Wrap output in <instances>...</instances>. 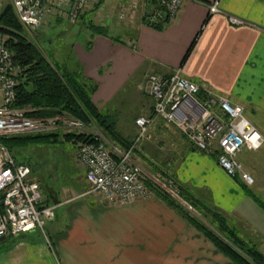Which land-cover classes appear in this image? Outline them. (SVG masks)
Listing matches in <instances>:
<instances>
[{
	"label": "crops",
	"instance_id": "obj_1",
	"mask_svg": "<svg viewBox=\"0 0 264 264\" xmlns=\"http://www.w3.org/2000/svg\"><path fill=\"white\" fill-rule=\"evenodd\" d=\"M214 1L185 0L161 30L140 19L132 32L118 29L120 39L108 30L107 37L85 31L88 39L73 44L65 69L97 86L92 102L112 118L136 100L131 92H137L140 78L181 69L187 79L242 106L264 136V0H217L219 12L210 14ZM231 17L243 24H232ZM204 94L202 89L200 97ZM136 111L126 121L116 119L118 131L134 137V119L152 117L153 141L141 145L143 153L162 151L178 185L217 210L264 255V208L226 175L215 156L196 150L176 127L153 118L152 109ZM263 146L243 151L239 159L254 178L249 190L264 206ZM79 183L85 186V179ZM39 184L43 203L56 206L48 239L37 230L9 237L0 245V264H234L159 198L112 205L89 188L70 186L65 199L47 197Z\"/></svg>",
	"mask_w": 264,
	"mask_h": 264
},
{
	"label": "built area",
	"instance_id": "obj_2",
	"mask_svg": "<svg viewBox=\"0 0 264 264\" xmlns=\"http://www.w3.org/2000/svg\"><path fill=\"white\" fill-rule=\"evenodd\" d=\"M121 8L119 19L128 10L137 7L136 0H128ZM185 0H159L165 13L172 18ZM9 2L13 12L28 31L40 27L45 18L62 11L70 23L78 21L82 11L99 7L101 0H0ZM210 14L219 12L218 1L208 7ZM157 12L152 7L146 11L147 19L156 21ZM234 25L239 19L230 18ZM19 67L12 61L6 47V37L0 32V138L20 134L64 133L89 134L92 142H74L77 161L85 168L88 193L98 195L112 205L128 204L149 197L141 167L133 160L137 146L148 138L152 117H138L136 138L128 150H110L103 136L90 126L68 115L29 117L33 108H13L16 98ZM148 93L153 101V118L176 127L198 151L215 156L218 166L230 178L239 179L247 187L254 184L253 176L241 163L243 151H257L264 144V136L246 117L240 105L232 104L226 97L216 95L183 76L181 69L170 75L150 74ZM205 91L201 98V90ZM55 205H45L40 184L32 178V168L27 162H18L0 141V238H18L39 231L48 239L44 229L54 215Z\"/></svg>",
	"mask_w": 264,
	"mask_h": 264
},
{
	"label": "trees",
	"instance_id": "obj_3",
	"mask_svg": "<svg viewBox=\"0 0 264 264\" xmlns=\"http://www.w3.org/2000/svg\"><path fill=\"white\" fill-rule=\"evenodd\" d=\"M102 1L104 0H101V4ZM148 1L147 11L152 7V10L157 12L156 21H149L146 13L141 17V21L161 30L170 18L160 5L159 0ZM86 27L94 35L109 36L105 28L91 21ZM0 32L6 37V47L11 52L12 61L21 69L16 77V98L12 104L13 108H33L34 111L27 114L29 117H51L57 114H68L85 124L96 125L105 139L116 146L115 148L118 147L117 149L121 150L130 148L132 143L120 134L111 115L103 114L92 102L91 96L96 91L97 86L89 79H82L77 74H71L66 69L51 64L42 56L34 45L26 40L24 29L9 4L5 5L0 13ZM115 41L119 40L115 39ZM192 47L189 48L188 53ZM56 135L52 132L20 134L0 138V141L10 150L13 157L21 162L16 158V151L20 147L29 143L52 142L51 137ZM63 138L73 142H92V137L89 134L65 133ZM236 181L249 197L264 208L263 204L255 198L246 185L239 179ZM146 185L160 200L209 240L218 251L234 264H264V255L256 246L240 239L235 231L228 226L223 216L213 207L203 204L186 189L178 187V196L201 216L207 218L213 226L212 229L199 218L190 214L170 194L164 190L153 188L154 186L152 187L150 182H147Z\"/></svg>",
	"mask_w": 264,
	"mask_h": 264
},
{
	"label": "rangeland",
	"instance_id": "obj_4",
	"mask_svg": "<svg viewBox=\"0 0 264 264\" xmlns=\"http://www.w3.org/2000/svg\"><path fill=\"white\" fill-rule=\"evenodd\" d=\"M136 1L137 7L134 10H128L126 12V17H124L123 19H119L118 14L121 8L128 4V0H104L98 8L89 7L82 11L78 17V21H76L75 23L69 22L66 13L62 11H56L54 14L46 17L44 23L40 27L32 31H28L22 26L24 29V36L26 40L32 43L34 47L39 51V53L42 54V56H44L51 64H55L58 67H62L63 69H65V65L66 63H68V59L72 57L73 44H83L88 39L85 35V31H90L86 27L88 22L91 21L96 25L102 26L109 31V35L118 38L121 36V34H119L117 31L118 29H123L127 33H129L130 31L132 32L135 25L146 13V7L147 5H149L148 0ZM7 4H9V2H4L1 11ZM20 70L21 69L19 67V73ZM147 79L148 76L146 77V79L145 77L140 78L141 82L140 85H138L137 92L135 94L134 91L131 92L132 97H134V95L135 97L137 96L136 100H129V102H127V105L122 108L121 112L116 113L119 115V117L112 118L113 122H115V126L116 119L118 120V118L119 120L126 121L127 119H129V116L136 110L139 111V109L147 108V110L149 111V109L153 108V101L147 89ZM121 96L122 94L119 95L116 99L120 98ZM116 103L118 102L113 101L112 105H119ZM135 120L136 118L134 119V122ZM87 125L90 126V131L97 130L103 136L96 125L92 123ZM64 132L66 131L59 130L56 132H52L53 134H57L56 136L51 137L52 142L29 143L26 146L20 147L18 151H16V158L21 160V162H27L31 165L32 178L35 179L38 183H41L42 190L43 192H45L47 197L48 195L53 196L55 194H59L60 198L65 199L68 193L67 189L70 186L81 189L89 188L86 181L85 186L87 187H85L84 185L80 186L79 183V179H85V168L77 161L76 158L77 150L75 147V143L80 141H76L74 143L73 141L63 138V135L65 134ZM120 134L130 143L133 142L137 135L136 133L134 137L131 135L129 136V132H120ZM152 137V133L148 132V138H144L143 142H141L140 145L137 146V149L134 152L135 158L133 157L135 160H137V164H139L142 169L145 184H147V182H150L152 184V187L154 186L153 188L159 189L161 191L164 190L165 192L170 194L178 203H180L190 214L199 218L205 225L213 229V226L209 223L207 218L201 216L186 202L185 203L187 205H184L181 202L182 199L178 196L177 193L179 185L174 179L172 172L173 166L169 160H166L167 158L164 157L162 151H159V153H154V149H152L153 151L151 150V152L147 150V152H150V154L154 153L151 156L150 154L148 155L143 153L144 151H142L141 145L144 143L146 144V142L148 143L149 141H153ZM103 138L105 139L104 136ZM105 141L110 150H113V148L116 147L107 139H105ZM168 151H170V149H168L167 152ZM146 188L149 192V197L154 196L158 198L155 193L148 187V185H146ZM177 197L181 200H178ZM202 203L206 204L204 202ZM206 205L208 206V204ZM188 207H190V209ZM48 226L49 221L46 222V225L44 227L46 232L48 231ZM235 233L240 239L244 240L243 237H240L237 232ZM9 242L10 238L8 237L4 241L0 242V245H6Z\"/></svg>",
	"mask_w": 264,
	"mask_h": 264
},
{
	"label": "water",
	"instance_id": "obj_5",
	"mask_svg": "<svg viewBox=\"0 0 264 264\" xmlns=\"http://www.w3.org/2000/svg\"><path fill=\"white\" fill-rule=\"evenodd\" d=\"M177 198H178V197H177ZM178 200H181V199L178 198ZM181 202H182L184 205H187V204H186L185 202H183L182 200H181ZM188 208L190 209V207H188ZM4 239H5L4 237L0 238V242H2Z\"/></svg>",
	"mask_w": 264,
	"mask_h": 264
}]
</instances>
